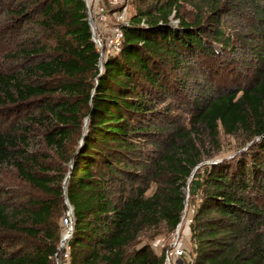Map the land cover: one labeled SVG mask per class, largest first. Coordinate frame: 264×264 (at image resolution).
Instances as JSON below:
<instances>
[{
	"label": "trees",
	"instance_id": "obj_1",
	"mask_svg": "<svg viewBox=\"0 0 264 264\" xmlns=\"http://www.w3.org/2000/svg\"><path fill=\"white\" fill-rule=\"evenodd\" d=\"M89 1L94 20L100 22L96 0ZM140 1L144 5L128 14V24L115 16L125 2L105 4L112 24L103 31L104 22L99 23L103 70L87 1L45 0L35 24L54 31L57 43L22 50V73L0 72V105L26 109L42 98L37 106L48 114L27 117L25 126L0 128V166L15 168L40 194L12 206L5 198L13 190L1 191L0 264L56 263L62 218L69 208L66 196L74 206L72 264H164L165 252L155 253L148 243L132 248L144 237L176 228L187 186L199 200L191 225L193 264H264V53L260 81L205 97L195 106L189 128L176 127V134L165 136L172 128L153 120L168 116L169 98L183 99L179 87L184 77H172L171 70H185L202 56L199 62L211 70L220 51L216 44L226 50L231 37L221 26L211 33L203 17L191 21L183 15L182 0ZM258 12L264 17V5ZM113 26L122 28L123 42L119 51L106 55ZM62 76L72 81L60 86L49 82ZM57 93L75 101L43 103ZM36 122L51 124L46 142L72 168L48 165L31 149L30 127ZM198 124L207 126L214 138L221 124L227 133L251 130L260 140L246 152L194 172L203 160L196 143ZM76 127L81 129L79 139L70 150ZM151 137H163L152 162L144 159ZM140 167L144 174L154 170L155 175H140ZM152 180L158 185L149 193Z\"/></svg>",
	"mask_w": 264,
	"mask_h": 264
},
{
	"label": "rangeland",
	"instance_id": "obj_2",
	"mask_svg": "<svg viewBox=\"0 0 264 264\" xmlns=\"http://www.w3.org/2000/svg\"><path fill=\"white\" fill-rule=\"evenodd\" d=\"M44 2L45 0H0L1 73H22L25 67L24 63H26V59L21 55L22 50L35 47L36 43H39L41 46H54L57 43V36L54 31L39 28L35 24V20L40 18ZM105 4H109L108 0H99L101 7H105ZM182 4L183 8L181 11L183 15L187 16L191 21L195 19L202 20L201 17H203L204 24L211 29V33L221 26L226 36L229 35L231 37L232 45L226 50H221L222 45L216 44L220 51L217 59L214 62L211 61L213 64L211 70L204 68L202 62H199L203 56L197 62L193 58L194 63L187 66L185 70L177 72L171 70V73L176 75L172 77H177L178 79L184 77L182 80L183 84L179 87L180 95L183 99L178 100L177 97L174 99L169 98L168 101L171 102L168 116L164 117V115H161L155 117L153 120V124H159L160 127L172 128L170 132H166L165 136L169 133L176 134L174 131L176 127L189 128L193 115L196 114L195 106H197L200 100L205 99V97L217 96L221 92L226 91L233 92L240 88H251L255 82L262 79L261 54L264 53V22L262 19L264 17L258 12V8L260 5H264V0H182ZM211 4L216 5L218 8L216 10L211 9ZM123 5H128V14L131 16L144 3L140 0H126ZM28 15L31 16L30 19ZM110 19L108 16L107 21L103 23V31H107L111 27L112 21ZM175 22H179V20L177 19ZM98 33L100 31H97ZM100 34L103 36L102 33ZM48 48L51 49L52 47ZM103 62V60L100 61L99 65L103 64ZM100 69L103 68L100 66ZM44 81L46 80H38L39 83H44ZM71 81L69 78L63 76L49 80L55 86H60ZM62 98L71 102L75 101L69 94L62 96L57 93L48 95L43 103ZM41 99H35L30 104V107L26 109L17 107L8 110L7 106L0 105V128L5 130L13 127V125L17 127L16 125L19 123L25 126L27 122L25 120L29 116L37 118L42 117L41 115L48 116L47 113L42 114V110L37 106L41 102ZM165 104L163 103L162 105ZM166 111L168 112V110ZM87 118H83L82 132ZM47 124L36 122L35 125L30 127L31 149L35 151L37 156L41 157L42 161H46L48 165L58 167L62 164L64 168L71 167V163L68 165L62 163L61 156L47 144L46 134L52 130L51 124ZM197 128L198 134L196 136L198 139L196 143L203 153V160L199 164V167L223 159L233 158L239 153L246 152L255 142L260 140L258 136L252 137L251 130L240 129L235 133H227L221 124L219 125L216 138L211 136L207 126L198 124ZM73 129L77 133L74 134L72 143L69 144L70 150L76 148L79 132L81 131V129L78 131L77 127ZM167 137L165 141L171 140V137ZM162 141L163 137L150 138L149 143L146 145V154L144 156L146 161L152 162L154 160L152 155L157 154L156 149L160 148ZM148 171L150 172L144 174L142 167L138 169L140 175L143 174L148 179H151V176L155 175V172L154 170ZM160 179L165 180L164 177ZM190 182L191 178L188 180L189 184ZM157 185L158 183L152 180L149 193L153 192ZM3 189L4 191L13 190L14 194L5 198L12 206H16L14 203L16 200L27 199L28 197L38 198L40 196L37 190L21 179L15 168L9 166H0V194ZM185 194L186 202L189 206L196 209L199 200L197 197L194 198L191 195L188 186L185 187ZM173 232V230H165L154 238L144 237L132 249L139 248L143 244L148 243L155 253L161 254L169 247ZM153 233L154 231L151 232V234ZM16 235L23 236L22 234ZM189 236L188 246L190 248V255L193 256L191 232ZM64 251L65 249L59 245L55 264H72L71 256L66 257Z\"/></svg>",
	"mask_w": 264,
	"mask_h": 264
},
{
	"label": "built area",
	"instance_id": "obj_3",
	"mask_svg": "<svg viewBox=\"0 0 264 264\" xmlns=\"http://www.w3.org/2000/svg\"><path fill=\"white\" fill-rule=\"evenodd\" d=\"M87 1L88 6V13L89 18L91 20V29L93 34V40L100 48V51L102 53V60L104 55V43H103V36H101L99 28L100 22H106L107 21V14L104 12V7H101L99 5V0H96L95 7L98 9L100 22H97L93 18L91 3L89 0ZM110 4L112 5H119L126 0H108ZM116 19L120 23L128 24V5H125L123 7V10L121 12H118L115 14ZM88 18V20H89ZM97 31H100V33L97 34ZM123 42V30L119 26H114L113 28V34L108 36L107 38V47H106V55L119 51L121 49V45ZM101 60V61H102ZM194 215H195V208L189 206V204L185 201L184 207L181 213L180 220L176 226V228L173 230V237L171 240V243L169 247H167L165 252V263L164 264H193L194 259L190 255V248L188 246V239H190V232H191V225L194 222ZM74 213L73 211L68 208L66 214L62 218V237H61V243L60 247L65 249L64 255L68 257L70 255V244L69 241L72 238L73 231H74ZM58 253H56V256Z\"/></svg>",
	"mask_w": 264,
	"mask_h": 264
},
{
	"label": "water",
	"instance_id": "obj_4",
	"mask_svg": "<svg viewBox=\"0 0 264 264\" xmlns=\"http://www.w3.org/2000/svg\"><path fill=\"white\" fill-rule=\"evenodd\" d=\"M89 24H91V20H90V18H89ZM94 35H95V33H93ZM100 66H101V68H103V64H100ZM101 70H103V69H101ZM88 123H89V118H87V120H86V125H85V128H84V132H86V130H87V126H88ZM81 143H82V140H81ZM73 167V163H71V168ZM199 167V165L195 168V170H194V172L196 171V169ZM194 172H193V175H194ZM71 175V172L69 173V175L68 176H70ZM192 175V176H193ZM65 189H66V186H65ZM66 203L68 204V207L72 210V211H74V206L70 203V201H69V199H68V196H66Z\"/></svg>",
	"mask_w": 264,
	"mask_h": 264
}]
</instances>
